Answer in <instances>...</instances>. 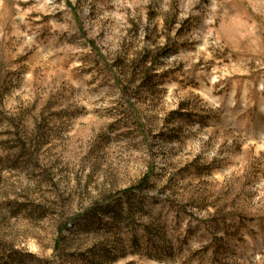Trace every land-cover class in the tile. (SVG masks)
<instances>
[{
  "label": "clouds",
  "instance_id": "obj_1",
  "mask_svg": "<svg viewBox=\"0 0 264 264\" xmlns=\"http://www.w3.org/2000/svg\"><path fill=\"white\" fill-rule=\"evenodd\" d=\"M93 3L88 0L87 7ZM3 7L9 10L8 4ZM102 7L114 9L97 23L116 45L97 57L99 67L85 63L70 75L57 68L33 77V66L25 76L35 84L34 94L45 99L66 81L67 91L52 109L62 116L56 121L59 136L49 147L54 158L62 160L59 167L64 171L55 178L58 190H52L51 199L57 205L70 199L71 217L84 214L94 203L127 201L141 194L156 197L163 190L159 198L177 205L171 211L164 207L168 231L176 238V264H264V0H106ZM12 8L19 11L16 4ZM134 25L138 35L126 49L122 45ZM182 29L186 35L178 37ZM170 40L187 42L194 51L171 56L163 66L154 64L153 58ZM146 50L151 56L141 64ZM119 59L127 66L124 75L113 67ZM134 62L139 67L133 82ZM145 73L168 75L155 96L143 90L134 96ZM52 75L55 84L48 79ZM173 113L190 115L192 121L166 126ZM170 129L179 139L167 144L161 156V141L154 138ZM225 160L231 163L217 166ZM253 164L259 167L255 177ZM196 167L208 171L197 178ZM161 168L166 171L157 180L154 174ZM185 170L193 175L181 179ZM154 181V189L144 187ZM19 194H24L22 186L7 196L0 194V202L16 200ZM32 199L41 202L37 196ZM184 206L186 211L199 209L198 218L180 213L177 220ZM143 222L150 223L149 217ZM241 223L239 231L225 228ZM190 224L199 231L187 239ZM59 236L55 228L42 232L15 220L0 227V245L10 246L8 251L35 253L31 242L39 241V255L51 251L52 264L58 257L52 241ZM230 237L235 246L225 253L221 242ZM146 242L147 236L141 243ZM117 264L156 261L130 255Z\"/></svg>",
  "mask_w": 264,
  "mask_h": 264
},
{
  "label": "rangeland",
  "instance_id": "obj_2",
  "mask_svg": "<svg viewBox=\"0 0 264 264\" xmlns=\"http://www.w3.org/2000/svg\"><path fill=\"white\" fill-rule=\"evenodd\" d=\"M105 2L94 0L89 8L88 0H76L75 4L72 0H52L50 4H46V0H27L26 3L23 0H0V194L7 196L17 186H22L24 193L19 194L16 200L0 202V227L6 228L9 220H15L21 226L38 228L42 232L55 228L60 233L52 241L58 251L56 264H117L130 255L154 260L156 264H176L177 255L173 251V240L176 238L168 231L164 207L168 206L171 211L177 205L174 201L159 198L163 196V190L156 197L141 194L129 197L127 201L109 199L104 203H94L84 214L71 217L68 215L71 211L70 199L61 200L59 205L51 199L52 190H58L55 178L64 171L59 167L62 160L54 158L55 154L49 147L53 138L59 136L56 121L62 116V112H53L52 109L58 106V99L67 91L66 81L61 82L60 91L55 95L49 93L45 99L34 94L35 84L26 81L25 76L33 66V77L39 72H55L57 68L70 75L71 72L81 71L85 63L99 67L97 57L110 52L116 45L111 33L107 29L101 31L102 26L97 23L105 13L114 11L103 8ZM4 4L9 5L7 12ZM13 4L18 5V12L12 8ZM21 13L25 15L21 16ZM199 30H203L202 26ZM138 32L139 28L134 25L129 31V41L122 47H133L132 41ZM182 35H186L184 29L177 33L178 37ZM146 39L150 41L151 36ZM188 51H194L192 45L170 40L169 46L153 58V63L163 66V62L171 56L182 52L187 54ZM149 56L151 52L146 50L141 64ZM43 64L51 67L45 69ZM113 67L120 68L121 75L127 68L123 59L117 60ZM138 67L134 66L133 82ZM167 75L158 77L145 73L144 83L133 95L138 96L143 90L155 96L157 86L164 82ZM48 79L55 84L57 77L52 75ZM225 120H230V116L226 115ZM176 121L191 123L192 117L173 113L166 126ZM175 132L174 129L168 133L162 131L158 138H154L161 141V156L165 155L163 149L167 144L179 139ZM230 163L225 160L217 166ZM252 169L255 177L259 167L253 164ZM165 171L166 168H161L159 174H154L156 179ZM207 171L196 167L194 175L198 178ZM188 175L193 173L185 170L180 178ZM33 184L35 186L31 187ZM249 185L254 187L251 181ZM146 187L154 189L155 181ZM32 196H37L41 202L36 203ZM185 209L186 206L178 209L177 220L180 213L189 215L193 220L198 218L199 209ZM145 216L149 217L150 223L143 222ZM69 222L71 228H68ZM228 227L239 231L243 223L239 226L225 225L226 229ZM198 231L199 226L193 229L190 224L187 239L194 238ZM145 236L147 242L142 244ZM157 238L162 243L157 242ZM31 244L36 249L35 253L8 251L10 246L0 245V264H52L48 258L51 251L47 256L39 255L42 251L39 241ZM221 245L225 253L230 252L235 240L230 237Z\"/></svg>",
  "mask_w": 264,
  "mask_h": 264
},
{
  "label": "trees",
  "instance_id": "obj_3",
  "mask_svg": "<svg viewBox=\"0 0 264 264\" xmlns=\"http://www.w3.org/2000/svg\"><path fill=\"white\" fill-rule=\"evenodd\" d=\"M148 184L144 185V187H146Z\"/></svg>",
  "mask_w": 264,
  "mask_h": 264
}]
</instances>
